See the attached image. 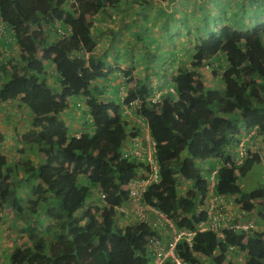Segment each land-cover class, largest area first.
Segmentation results:
<instances>
[{
  "label": "trees",
  "instance_id": "16d2710c",
  "mask_svg": "<svg viewBox=\"0 0 264 264\" xmlns=\"http://www.w3.org/2000/svg\"><path fill=\"white\" fill-rule=\"evenodd\" d=\"M211 1H201V13L213 15L203 20L207 34L193 44L192 67L179 62L170 73L175 93L153 101L147 74L132 72L136 64L123 70L124 92L113 97L118 60L113 54L111 62L106 49L96 51L93 19L112 9L125 12L131 8L126 0H77L71 6L68 0H0V19L13 27L19 47L17 56H6L10 44L0 39V104L16 103L2 120L11 122L18 110L30 112L17 139L19 155L0 151V210L10 209L25 221V238L13 245L7 264H149L147 237L158 231L145 222L120 224L115 209L128 198L125 185L142 164L121 150L139 131L123 105L137 99L132 111L144 117L156 143L160 175L147 186L145 200L176 227L195 231L190 241L177 242L175 253L194 264L206 258L213 264H264V182L250 190L238 182L262 158L256 150L237 165L232 154L244 127L257 125V134H264V0ZM140 2L147 9L152 0ZM168 14L173 12L162 17L174 18ZM143 17L149 18L146 10ZM118 19L129 28L127 20ZM55 21L70 32L58 37ZM133 27L129 32L138 35L137 24ZM204 65L218 74L221 88L207 84L198 70ZM71 105L83 119L77 132L61 116ZM213 169L215 192L234 194L245 209L254 207L255 227L227 228L224 236L197 229L207 218L201 207ZM96 190L103 198L87 205ZM230 245L243 250L242 260ZM163 264L176 263L167 258Z\"/></svg>",
  "mask_w": 264,
  "mask_h": 264
},
{
  "label": "rangeland",
  "instance_id": "374dc122",
  "mask_svg": "<svg viewBox=\"0 0 264 264\" xmlns=\"http://www.w3.org/2000/svg\"><path fill=\"white\" fill-rule=\"evenodd\" d=\"M126 1L131 8L125 10V12L123 10L112 9L111 15L101 17V19H93V26L97 25L101 28V43L96 47V51L101 52L103 49H106V52H109L107 56L111 62L114 61L111 58L113 54L115 56L113 58L118 60V68L114 71V77L112 76V82H114L111 89L113 97H117L119 93L124 92L126 84L122 71L129 68V65L136 64L132 68L135 77L147 74L149 77L148 84L154 88L169 84L167 80H171L170 73L173 74L176 71L179 62L185 64L187 67H192L191 50L193 44L199 36L207 34L208 28L203 25L205 24L203 20L207 17L210 21L213 15L208 16L201 13V1L203 0H152L151 5L146 7L147 9H144V5L140 0ZM219 1L221 2V0ZM211 2V4L215 3L214 0ZM210 6H212V13L218 12V7ZM145 10L148 12L149 18L147 20L143 17ZM172 12L174 18L169 17V20H165L162 17L164 14ZM122 14L124 15L122 16ZM173 14H168V16ZM119 15L123 21L124 19L127 20L124 22L129 26L128 29H125L126 27L120 24ZM132 22L137 24L138 31L136 33L138 35L129 32V30L135 31L134 27L132 28ZM172 33L174 35H171ZM111 40L118 44L114 49L111 48ZM117 40L118 43L116 42ZM142 45L143 49L141 48ZM173 54L174 58L172 57ZM198 70L206 78L208 85L216 88L222 87L223 84L220 82L218 74L214 75L212 72L211 65H204ZM166 72L167 75L163 78V74H166ZM119 74H121L120 78H118ZM71 100L72 102L77 101L75 97L71 98ZM81 104L83 105V102ZM81 116L80 111L72 105L71 108H68L67 112L62 114L68 125L74 127L73 130H79L82 127L83 119L80 118ZM6 122L9 123L5 119ZM77 124H81V126ZM262 138L263 142L261 141L259 146L262 152L261 161L255 162L245 175L238 178V182L243 190H250L264 182V136ZM34 156L35 154H30L31 158ZM21 173L24 174L23 171ZM94 193L95 197L91 198L86 203L87 205L93 204L96 201L98 192L94 191ZM25 198L33 199L34 196L26 195ZM251 209L254 210L252 217L255 216L256 218L257 213L255 208L252 207ZM239 210L241 211V209ZM0 213L4 217V219L0 220V257L1 264H7L13 245L25 238V232L21 230V222L25 221L23 216H16L10 209H1ZM117 221L124 223L126 220L120 219L119 221V215H117ZM206 259L202 262H206Z\"/></svg>",
  "mask_w": 264,
  "mask_h": 264
},
{
  "label": "built area",
  "instance_id": "2783aa9c",
  "mask_svg": "<svg viewBox=\"0 0 264 264\" xmlns=\"http://www.w3.org/2000/svg\"><path fill=\"white\" fill-rule=\"evenodd\" d=\"M77 0H68L69 5H76ZM42 23V28L45 27ZM40 26L35 25L34 28ZM57 31L58 37H62L70 32V26L63 27L59 21H55L52 26ZM3 38L9 42L8 48L4 51L6 56H17L19 52L18 43L15 39V31L13 27H8L5 22L0 19V39ZM1 46V45H0ZM4 62H6L4 60ZM208 66V65H205ZM175 93L172 85L162 86L161 88H153L150 93V98L153 101L160 100L163 93ZM139 100H134L131 106L123 105V113L128 119H131L134 126H138L139 131L136 135L129 136L122 144L121 150L123 155H128L137 161L141 162V166L137 170V174L129 179L125 187L128 190V198L122 203L115 205L117 215L120 219L129 220L130 222H145L152 226V229L158 231L151 232L147 237V247L151 253L149 264H163L167 258H172L176 264H194L185 262L180 256L175 253L177 242L181 239L190 241L194 230L178 228L172 219L155 205L146 202L145 192L147 186L159 180V165L156 155L155 141L150 136L148 125L144 117L134 114L132 109L137 106ZM255 134V137H254ZM258 136H260L258 138ZM264 134H257V125L246 128L244 127L240 134L235 138L232 147L234 162L239 165L246 157L253 156V152L258 150L260 156L262 152L259 149L260 142ZM263 142V141H262ZM251 150V152L249 151ZM219 166L217 161L216 169ZM213 169L209 176V185L207 195L204 197L202 209L206 211L207 218L202 219L197 224V229L202 230L212 228L218 232L220 236H224V229H248L255 227V222L246 216H243L236 208L242 207L240 202L235 201L234 194H224L215 192V172ZM187 182V181H186ZM186 182L181 183L184 187ZM98 195L103 198V193L96 190ZM129 223V222H128ZM122 224V223H120ZM126 224V223H125ZM229 248H235L230 245ZM239 250V249H238ZM242 251V250H240Z\"/></svg>",
  "mask_w": 264,
  "mask_h": 264
},
{
  "label": "crops",
  "instance_id": "0c3cea01",
  "mask_svg": "<svg viewBox=\"0 0 264 264\" xmlns=\"http://www.w3.org/2000/svg\"><path fill=\"white\" fill-rule=\"evenodd\" d=\"M100 30H101L100 26H97V25L95 26L94 25V34L99 37L98 45L101 43V37L99 36L100 35L99 34ZM122 73H123V71H122ZM120 75L121 74H119L118 78H120ZM11 103L12 102H2L0 104V134H1V137H0V151L4 152L5 154L15 155L16 154L15 153V149L19 146L18 141H17V139L19 137V133L22 132V130L25 128L26 123H27V119H28V117H30V112H29L28 109L26 110V109L20 108L23 111L21 112V111L18 110V111H16L17 113L13 112L12 117L9 119L11 122L8 121L9 123H7V122L5 123L2 120V117L7 115L6 118H8V116H10V111H13V109H14L13 107L16 106L15 102H13L14 104H11ZM2 108H3V110H2ZM77 125L81 126V124H77ZM71 128H72V130L74 129V127H71ZM73 131L77 132L78 130H73ZM16 155H19L18 152H17ZM240 209H241V212H242L243 216H247L248 218L251 217V215H248V212H247L248 209L246 211V209L243 206L240 207ZM234 211H238L239 212V208H236ZM1 219H4V217H1L0 220ZM254 219L256 220L257 218L254 217ZM128 222H130V221L126 220L122 224H125V223H128ZM258 226L262 227L263 223L260 222L258 224ZM236 251H237V256L236 257L238 259L242 260L241 254H242V257H243L244 256V252L240 251L238 249ZM197 264H213V263L210 262L209 260H206V262H204V263L200 262V263H197ZM221 264H225V261L222 262Z\"/></svg>",
  "mask_w": 264,
  "mask_h": 264
},
{
  "label": "clouds",
  "instance_id": "9594fccd",
  "mask_svg": "<svg viewBox=\"0 0 264 264\" xmlns=\"http://www.w3.org/2000/svg\"><path fill=\"white\" fill-rule=\"evenodd\" d=\"M171 80H167V83L169 82V84H167V85H170V82ZM161 84V83H160ZM164 86H166V85H164ZM153 87V86H152ZM162 87V86H161ZM160 86H157V88H161ZM154 88V87H153ZM99 196V195H98ZM246 211H247V209H246ZM248 215H251V217H249V218H251L254 222H255V226H256V220L254 219V217H252L253 216V213H254V210L253 209H249L248 211ZM252 213V214H251ZM247 215V214H246ZM247 217V216H246ZM251 228V227H250ZM243 251V250H242ZM240 260V259H239Z\"/></svg>",
  "mask_w": 264,
  "mask_h": 264
}]
</instances>
